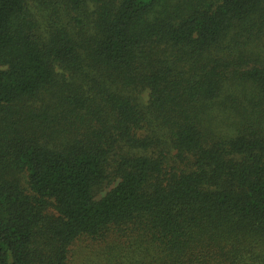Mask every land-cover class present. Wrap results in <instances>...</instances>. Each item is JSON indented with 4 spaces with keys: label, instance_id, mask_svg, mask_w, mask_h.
Wrapping results in <instances>:
<instances>
[{
    "label": "trees",
    "instance_id": "1",
    "mask_svg": "<svg viewBox=\"0 0 264 264\" xmlns=\"http://www.w3.org/2000/svg\"><path fill=\"white\" fill-rule=\"evenodd\" d=\"M77 243L264 264V0H0V264Z\"/></svg>",
    "mask_w": 264,
    "mask_h": 264
},
{
    "label": "rangeland",
    "instance_id": "2",
    "mask_svg": "<svg viewBox=\"0 0 264 264\" xmlns=\"http://www.w3.org/2000/svg\"><path fill=\"white\" fill-rule=\"evenodd\" d=\"M140 97L143 99L141 100L143 103L146 102V97L145 94L141 93L139 94V99ZM108 190H106L105 192H107ZM105 192H103L102 194H104ZM92 250H90V248L87 246L86 244H76L74 247H72V251H71V255L74 256V260L76 264H93L94 260H95V256L94 253L92 252ZM72 260V259H71ZM73 261V260H72Z\"/></svg>",
    "mask_w": 264,
    "mask_h": 264
}]
</instances>
